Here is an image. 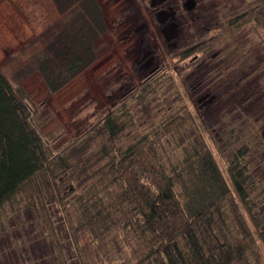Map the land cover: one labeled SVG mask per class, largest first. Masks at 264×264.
Listing matches in <instances>:
<instances>
[{
    "label": "rangeland",
    "instance_id": "1",
    "mask_svg": "<svg viewBox=\"0 0 264 264\" xmlns=\"http://www.w3.org/2000/svg\"><path fill=\"white\" fill-rule=\"evenodd\" d=\"M96 1L107 26L98 59L51 95L37 71V59L45 33L60 18L52 0H0V71L24 90L43 116L42 133L52 141L51 150L64 148L123 102L131 112L125 137L130 145L188 112L192 122L162 140L160 159L166 166L175 165L181 154L208 148L227 178L231 146L250 143L248 167L256 182L250 188L256 205L252 215L264 217V36L256 38L241 28L192 70L186 69L188 61L174 59L216 35L248 0H193L191 9L184 7L189 0H159L153 7L151 0ZM147 82L152 84L142 93ZM86 153V146L79 145L67 157L74 175L62 195L72 213L98 168L86 163ZM28 195L35 207L28 205ZM90 198L92 203L103 202L102 193ZM101 253H96V264L135 260L119 239ZM252 262L264 264V245L258 241ZM0 264H75L45 181L19 192L1 212Z\"/></svg>",
    "mask_w": 264,
    "mask_h": 264
},
{
    "label": "trees",
    "instance_id": "2",
    "mask_svg": "<svg viewBox=\"0 0 264 264\" xmlns=\"http://www.w3.org/2000/svg\"><path fill=\"white\" fill-rule=\"evenodd\" d=\"M52 2L60 18L45 33L37 59V71L51 95L97 61L107 32L96 0ZM241 28L256 38L264 36V0H248L216 35L174 59L188 61L186 69L192 70ZM189 115L184 112L162 123L130 145L125 137L131 112L123 102L54 152L52 141L42 133L43 116L24 90L0 71V214L19 192L45 181L75 264H96V253L102 255L114 239L130 247L132 264H255L252 247L257 241L264 245V217L252 215L256 208L250 196L256 182L248 167L252 145L231 146L227 178L208 148L192 149L181 154L177 164L166 166L158 147L192 122ZM79 145L87 148L86 163L98 168L72 213L62 192L74 175L67 157ZM98 193L103 202L92 203L90 197ZM27 200L35 207L32 195Z\"/></svg>",
    "mask_w": 264,
    "mask_h": 264
},
{
    "label": "water",
    "instance_id": "3",
    "mask_svg": "<svg viewBox=\"0 0 264 264\" xmlns=\"http://www.w3.org/2000/svg\"><path fill=\"white\" fill-rule=\"evenodd\" d=\"M193 4H194V1L193 0H189V1H186V3L184 4V7L185 8H192L193 7Z\"/></svg>",
    "mask_w": 264,
    "mask_h": 264
},
{
    "label": "flooded vegetation",
    "instance_id": "4",
    "mask_svg": "<svg viewBox=\"0 0 264 264\" xmlns=\"http://www.w3.org/2000/svg\"><path fill=\"white\" fill-rule=\"evenodd\" d=\"M150 2H151V6L153 7V6H155L156 2H159V0H151Z\"/></svg>",
    "mask_w": 264,
    "mask_h": 264
}]
</instances>
